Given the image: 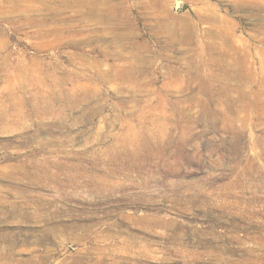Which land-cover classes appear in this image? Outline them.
Here are the masks:
<instances>
[{
  "label": "rangeland",
  "instance_id": "obj_1",
  "mask_svg": "<svg viewBox=\"0 0 264 264\" xmlns=\"http://www.w3.org/2000/svg\"><path fill=\"white\" fill-rule=\"evenodd\" d=\"M12 1L0 264H264V0Z\"/></svg>",
  "mask_w": 264,
  "mask_h": 264
},
{
  "label": "bare ground",
  "instance_id": "obj_2",
  "mask_svg": "<svg viewBox=\"0 0 264 264\" xmlns=\"http://www.w3.org/2000/svg\"><path fill=\"white\" fill-rule=\"evenodd\" d=\"M31 1V0H30ZM37 1H39L41 4H43L44 5V8L45 9H48V11H49V9H50V11L52 10V12L54 11V13L57 15L58 14V12H60V11H62V10H64V9H67V8H71V9H74L75 11H78V14H82V15H89V14H91L92 16H96V17H98L99 18V11H97V9H98V5L99 4H101L102 2H101V0H36V2ZM262 1V0H261ZM17 2V0H13L12 1V3H16ZM143 3V2H142ZM264 4V3H263ZM4 5V4H3ZM6 5V4H5ZM8 5V4H7ZM55 5V6H54ZM106 5V4H105ZM113 7V6H112ZM38 10V9H37ZM40 10V9H39ZM38 10V11H39ZM73 11V10H72ZM42 13V12H41ZM43 13H45V12H43ZM51 13V12H50ZM15 14V13H14ZM26 14V13H25ZM29 14V13H28ZM47 14V13H46ZM53 15V14H52ZM65 15V14H64ZM63 15V16H64ZM45 16V15H44ZM109 16V15H108ZM60 17H61V15H60ZM55 21L57 20V17L54 19ZM67 21V20H66ZM73 21V20H72ZM87 21V20H86ZM189 21V20H188ZM21 22V21H20ZM74 22V21H73ZM77 22V21H76ZM79 22V21H78ZM82 22V21H81ZM92 22V21H91ZM90 22V23H91ZM105 22V21H104ZM109 22V21H108ZM53 23V22H52ZM60 23H62V22H60ZM72 23V22H71ZM19 24V23H18ZM57 24V23H56ZM69 24V23H68ZM67 24V25H68ZM39 25V24H38ZM44 25V24H43ZM49 25V24H48ZM51 25H53L54 26V24H51ZM51 25H49V26H51ZM41 26V25H40ZM46 27V26H45ZM43 28H44V26H43ZM47 28V27H46ZM207 30V29H206ZM210 30V29H209ZM61 31V30H60ZM203 31V30H202ZM208 31V30H207ZM191 32V31H190ZM211 32V31H210ZM216 32V31H215ZM219 32V31H218ZM230 32V31H229ZM60 33V32H59ZM133 33V32H132ZM200 33V32H199ZM203 33H204V31H203ZM211 33H213V32H211ZM217 33V32H216ZM226 33V32H225ZM224 33V34H225ZM231 33H233V32H231ZM122 34V33H121ZM215 34V33H214ZM201 35H202V33H201ZM213 35V34H212ZM32 36V35H31ZM221 36H222V34H221ZM227 36V35H226ZM203 37V36H202ZM225 37V36H224ZM223 37V38H224ZM120 38V37H119ZM227 39V38H226ZM200 40V39H199ZM230 40V39H229ZM181 41V40H180ZM228 41V40H227ZM118 42V41H117ZM135 43V42H134ZM193 43V42H192ZM135 45V44H134ZM106 51V50H105ZM125 51V50H124ZM119 52H120V50H119ZM118 52V53H119ZM123 54V53H122ZM124 55V54H123ZM93 64V63H92ZM140 68V67H139ZM144 68V67H143ZM249 69V68H248ZM252 73V72H251ZM141 76V75H140ZM142 77V76H141ZM144 77V76H143ZM109 78V77H108ZM198 78V77H197ZM137 79V78H136ZM91 80H93V79H91ZM49 81V80H48ZM121 80H119V82H120ZM140 81H142V80H140ZM123 82V81H122ZM121 82V83H122ZM57 83H58V81H57ZM64 83V82H63ZM125 83V82H124ZM129 84L130 83H128V86H129ZM120 85H125V84H120ZM135 85H136V83H135ZM134 85V86H135ZM139 85V84H138ZM138 85H136V86H138ZM142 85V84H141ZM132 86V85H131ZM39 87V86H38ZM129 88V87H128ZM134 88V87H133ZM60 90H62V89H60ZM131 90V89H130ZM96 91V90H95ZM137 91V90H136ZM59 94H61V93H59ZM65 94V93H64ZM68 94V93H67ZM93 97V96H92ZM51 98V97H50ZM51 100V99H50ZM62 101V100H61ZM261 101V100H260ZM53 102V101H52ZM66 105V104H65ZM158 108V107H157ZM61 110V109H60ZM132 115V114H131ZM155 117H156V115H154ZM155 117H154V119H155ZM158 117H156V119H157ZM162 117L160 116V119H161ZM159 119V120H160ZM128 121V120H127ZM152 127V126H151ZM150 130V129H149ZM54 150V149H53Z\"/></svg>",
  "mask_w": 264,
  "mask_h": 264
}]
</instances>
